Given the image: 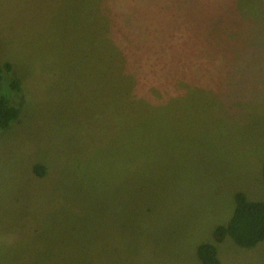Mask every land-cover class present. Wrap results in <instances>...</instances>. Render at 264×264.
Returning <instances> with one entry per match:
<instances>
[{
    "label": "rangeland",
    "instance_id": "374dc122",
    "mask_svg": "<svg viewBox=\"0 0 264 264\" xmlns=\"http://www.w3.org/2000/svg\"><path fill=\"white\" fill-rule=\"evenodd\" d=\"M5 62L0 264H202L235 195L264 201V0H0Z\"/></svg>",
    "mask_w": 264,
    "mask_h": 264
},
{
    "label": "trees",
    "instance_id": "16d2710c",
    "mask_svg": "<svg viewBox=\"0 0 264 264\" xmlns=\"http://www.w3.org/2000/svg\"><path fill=\"white\" fill-rule=\"evenodd\" d=\"M102 41L107 42V36L104 33L102 34L100 43ZM110 46L111 42L109 41L108 51H113ZM173 47V45H169L168 50L172 52L171 56L174 57L176 50ZM92 69L94 75H96L98 69L96 63H93ZM12 71L13 65L10 62L0 63V82L5 81ZM107 78L110 81H114L110 76H107ZM105 83L107 84L105 89L101 88L103 93L112 91L118 88V86L121 87V91L128 92L129 89V87L119 82L118 86L114 82ZM18 84L16 80H10L9 85L4 87L2 91L10 90L12 92L14 88L18 87ZM2 91H0V130H7L19 119L21 109L14 105L11 102L12 100L6 97ZM124 96L126 94L121 95L119 98L123 99ZM132 106L133 104L124 109L128 113L127 117H122L121 115L122 125L128 131H132L135 128L140 129L141 126L144 127L145 122L143 118L150 115L151 112H156L155 107L151 106L148 100H142L141 105L136 110ZM135 111H139L138 115H135ZM36 171L39 175L44 174V168L42 166H38ZM235 204V210L230 221L227 224L219 225L214 230V241L212 243H202L198 246L197 255L202 264H221L216 244H222L228 237L245 249L256 248L264 242V201H251L244 193L239 192L235 195Z\"/></svg>",
    "mask_w": 264,
    "mask_h": 264
}]
</instances>
